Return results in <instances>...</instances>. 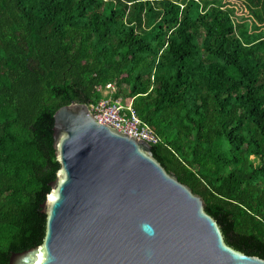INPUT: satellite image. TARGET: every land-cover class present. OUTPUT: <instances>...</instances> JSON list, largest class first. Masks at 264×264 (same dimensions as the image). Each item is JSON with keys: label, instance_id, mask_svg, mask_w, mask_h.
Here are the masks:
<instances>
[{"label": "trees", "instance_id": "1", "mask_svg": "<svg viewBox=\"0 0 264 264\" xmlns=\"http://www.w3.org/2000/svg\"><path fill=\"white\" fill-rule=\"evenodd\" d=\"M106 85L223 243L264 261V0H0V264L42 243L54 112Z\"/></svg>", "mask_w": 264, "mask_h": 264}, {"label": "water", "instance_id": "2", "mask_svg": "<svg viewBox=\"0 0 264 264\" xmlns=\"http://www.w3.org/2000/svg\"><path fill=\"white\" fill-rule=\"evenodd\" d=\"M55 179L40 246L7 264H264L227 247L203 202L150 146L97 125L85 105L52 116Z\"/></svg>", "mask_w": 264, "mask_h": 264}, {"label": "built area", "instance_id": "3", "mask_svg": "<svg viewBox=\"0 0 264 264\" xmlns=\"http://www.w3.org/2000/svg\"><path fill=\"white\" fill-rule=\"evenodd\" d=\"M94 91L100 97L86 108L97 125L105 126L129 139L144 142L149 146L157 143L158 140L152 131L136 117L131 108V100L123 103L113 98L114 87L112 85L96 87Z\"/></svg>", "mask_w": 264, "mask_h": 264}, {"label": "bare ground", "instance_id": "4", "mask_svg": "<svg viewBox=\"0 0 264 264\" xmlns=\"http://www.w3.org/2000/svg\"><path fill=\"white\" fill-rule=\"evenodd\" d=\"M178 181V180H177ZM180 183V182H179Z\"/></svg>", "mask_w": 264, "mask_h": 264}]
</instances>
